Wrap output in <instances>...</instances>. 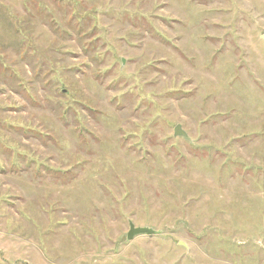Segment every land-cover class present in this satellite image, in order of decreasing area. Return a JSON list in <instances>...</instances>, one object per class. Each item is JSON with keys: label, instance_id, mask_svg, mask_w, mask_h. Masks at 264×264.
I'll return each instance as SVG.
<instances>
[{"label": "rangeland", "instance_id": "1", "mask_svg": "<svg viewBox=\"0 0 264 264\" xmlns=\"http://www.w3.org/2000/svg\"><path fill=\"white\" fill-rule=\"evenodd\" d=\"M263 35L264 0H0V264H264Z\"/></svg>", "mask_w": 264, "mask_h": 264}, {"label": "water", "instance_id": "2", "mask_svg": "<svg viewBox=\"0 0 264 264\" xmlns=\"http://www.w3.org/2000/svg\"><path fill=\"white\" fill-rule=\"evenodd\" d=\"M262 39L264 41V35L262 36ZM177 136H183L187 139H189L188 135L186 132H184L181 128V126H178L175 130V137ZM159 234L158 231L154 230V229H151V228H148V227H135L133 224H130V231L128 232V236H127V239L129 241L133 240L135 237L137 236H154V235H157Z\"/></svg>", "mask_w": 264, "mask_h": 264}]
</instances>
